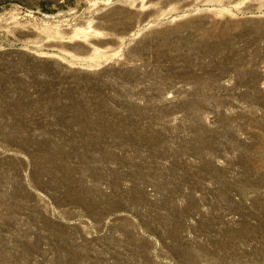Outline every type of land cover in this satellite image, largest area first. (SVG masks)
Returning <instances> with one entry per match:
<instances>
[{
  "label": "rangeland",
  "instance_id": "obj_1",
  "mask_svg": "<svg viewBox=\"0 0 264 264\" xmlns=\"http://www.w3.org/2000/svg\"><path fill=\"white\" fill-rule=\"evenodd\" d=\"M0 264H264V0H0Z\"/></svg>",
  "mask_w": 264,
  "mask_h": 264
}]
</instances>
